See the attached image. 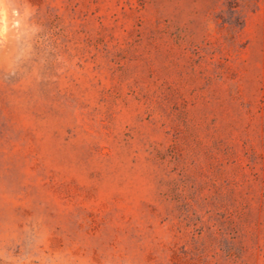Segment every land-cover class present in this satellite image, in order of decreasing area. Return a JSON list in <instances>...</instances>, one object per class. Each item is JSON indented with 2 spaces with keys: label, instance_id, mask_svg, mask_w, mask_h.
I'll return each instance as SVG.
<instances>
[{
  "label": "rangeland",
  "instance_id": "1",
  "mask_svg": "<svg viewBox=\"0 0 264 264\" xmlns=\"http://www.w3.org/2000/svg\"><path fill=\"white\" fill-rule=\"evenodd\" d=\"M0 264H264V0H0Z\"/></svg>",
  "mask_w": 264,
  "mask_h": 264
}]
</instances>
